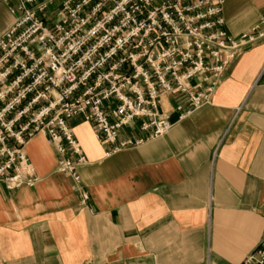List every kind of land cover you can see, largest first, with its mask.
<instances>
[{
    "label": "crops",
    "instance_id": "obj_1",
    "mask_svg": "<svg viewBox=\"0 0 264 264\" xmlns=\"http://www.w3.org/2000/svg\"><path fill=\"white\" fill-rule=\"evenodd\" d=\"M15 2L0 4V36ZM222 17L237 38L264 19V0H225ZM178 106L184 97L161 95L170 130L108 156L90 124L69 120L86 160L77 189L46 136H33L23 151L38 183L0 184V264H241L264 226V38L208 103L182 118ZM143 136L135 123L119 140Z\"/></svg>",
    "mask_w": 264,
    "mask_h": 264
},
{
    "label": "built area",
    "instance_id": "obj_2",
    "mask_svg": "<svg viewBox=\"0 0 264 264\" xmlns=\"http://www.w3.org/2000/svg\"><path fill=\"white\" fill-rule=\"evenodd\" d=\"M7 0H0V4ZM0 36V184L39 181L23 151L44 134L57 171L77 189L85 164L68 121L95 130L108 156L166 134L163 94L185 98L182 118L209 102L228 66L264 38V19L237 38L224 29L225 0H15ZM135 123L143 137L119 140ZM87 195L81 192L84 205ZM241 264H264V226Z\"/></svg>",
    "mask_w": 264,
    "mask_h": 264
}]
</instances>
